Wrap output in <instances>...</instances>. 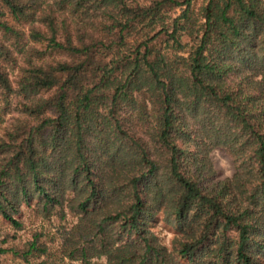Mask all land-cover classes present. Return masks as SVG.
<instances>
[{
    "label": "trees",
    "instance_id": "1",
    "mask_svg": "<svg viewBox=\"0 0 264 264\" xmlns=\"http://www.w3.org/2000/svg\"><path fill=\"white\" fill-rule=\"evenodd\" d=\"M194 1L0 0L9 226L23 228L24 207L45 219L67 209L62 256L84 264H259L264 0ZM160 220L170 248L152 231ZM40 238L0 258L52 264Z\"/></svg>",
    "mask_w": 264,
    "mask_h": 264
},
{
    "label": "rangeland",
    "instance_id": "2",
    "mask_svg": "<svg viewBox=\"0 0 264 264\" xmlns=\"http://www.w3.org/2000/svg\"><path fill=\"white\" fill-rule=\"evenodd\" d=\"M204 2L205 0H195L193 7L197 9ZM210 159L218 178L230 177L234 172V163L224 151L212 150ZM22 210L24 224L20 230H15L0 217V247L13 245L22 247L37 232L41 234L40 241L49 246L48 259L50 262L52 261V264H84L82 261L70 260L62 256V232L65 227L71 226L76 221V217L72 216L67 209H65L66 215L63 219H60L59 215H53L51 218L45 219L35 214L31 208L24 207ZM168 225L164 220H160L152 226V231L161 244L170 248L173 233ZM4 238L7 239L5 242H3ZM41 258H44V256ZM36 262L33 258L25 261L20 257L13 256L11 253H7L0 258L1 264H35ZM89 264H106V259L104 257L92 258ZM259 264H264V255L261 256Z\"/></svg>",
    "mask_w": 264,
    "mask_h": 264
}]
</instances>
